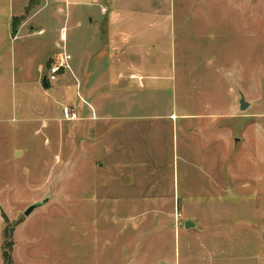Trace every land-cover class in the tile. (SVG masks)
Masks as SVG:
<instances>
[{"label": "rangeland", "instance_id": "1", "mask_svg": "<svg viewBox=\"0 0 264 264\" xmlns=\"http://www.w3.org/2000/svg\"><path fill=\"white\" fill-rule=\"evenodd\" d=\"M101 9L104 32L118 13L136 18L139 33L128 30L127 45L109 48L127 50L136 93L105 87L85 101L71 75L45 88L39 68L47 75L53 53L66 49L70 65L93 70L107 63L90 23ZM22 16L25 30L13 38V18ZM66 105L76 119H64ZM107 113L140 115L123 119L138 128L122 140L124 153L105 150L102 125L120 124ZM109 162L123 165L112 186ZM133 166L131 184L118 172ZM232 176L236 187L250 180L249 198L233 194ZM0 206L10 219L0 209V264L6 250L12 264H222L218 251L234 254L238 240L206 224L242 223L253 209L255 257L231 264H264V0H0Z\"/></svg>", "mask_w": 264, "mask_h": 264}, {"label": "crops", "instance_id": "2", "mask_svg": "<svg viewBox=\"0 0 264 264\" xmlns=\"http://www.w3.org/2000/svg\"><path fill=\"white\" fill-rule=\"evenodd\" d=\"M74 3H76L77 5H80V2L74 1ZM96 17L98 18L97 20L95 18L91 17L90 23L93 24L94 21L97 22V24H98L97 27H99V33L101 32V34H100L101 35V45H103V47H106L108 49V51L110 52V56L107 57L108 58L107 63L104 62V61L97 62L95 67L98 70L95 69V68L93 70L92 67L90 68V64H89V66L88 65L87 66L86 65L82 66V65H80V63L78 65L71 63L70 69H63L61 71V73L59 75L60 78H64L65 79L66 77H69L71 75L70 78H67L66 80H69V79L71 80L72 79V81H73V83H74L76 88L80 86V81H82L83 85L81 84L82 88H81V92H80L79 98H81V99L83 98V100H85L84 96H86V95L87 96H91L93 94L105 91L104 90L105 87H108L111 92L114 91L115 93H119V92L120 93H125V94H128V93L134 94V93H136V91H134V88H135L134 84L137 81L136 80H131L132 79L131 75L133 77H136L137 73H132L131 75H129V73H128V68L129 67H128V64H127V54H128L127 50L122 51L120 49V51H119V49L114 48L112 50V52H111L110 49H109L111 45L116 46V45H119L120 43H122L124 45H127L128 44L127 40H129V38L127 36L128 30H130L129 32H131V34L139 33L137 30H134V28H133L134 26H132V23H134L136 21L135 20L136 18L134 16H127V15H123V14L118 13L117 18H119L118 19L119 21H114V20L110 21L109 20V23L107 25L108 31L104 32L103 31V26L101 25V23L105 19L106 15L104 16L103 9H101V12L98 13L96 15ZM27 22H29V21H27ZM115 22H116V25H115ZM117 22H118V25H117ZM129 23H131V24L129 25ZM24 24H26V22ZM29 27H31V29L34 28L33 26H30V25H29ZM114 28H116V31L118 30L121 33V36H119L118 39L113 37V35L111 33V31L115 32ZM23 30H25V28H24V26H21L20 29H19V32L13 38H16L17 36H19L20 33ZM39 31H43L44 32L45 29L41 28ZM25 32L27 33V31H25ZM43 32H41V33H43ZM125 33H126V35H124ZM130 40H133V37L130 36ZM60 51H62V50L60 49ZM64 51H66V49H63V53H64ZM100 54L101 53H99V56H100ZM54 55H55V53H53L51 57H54V58L58 57V59H60L62 57V53H59V51H58V54L56 56H54ZM73 57L74 56L72 55V58ZM90 63H91V61H90ZM132 67H134V69H137V68H139V65L136 64L135 66H132ZM42 68H43L42 66L39 68V79H38V81H40V82L43 81V77L46 75L45 72H43ZM95 71H97V72L94 73ZM112 71L115 74V79L118 81V82H114V86H111L112 85L111 79L113 78V75H111ZM82 77L84 78V80L81 79ZM96 80H99V82L101 83V86L99 85L100 86L99 88H97L95 91H92ZM103 80H104V83H103ZM38 81H37V83H38ZM65 81L64 82L61 81V83H65ZM42 84H43V82H42ZM50 84H52V83L48 82V87H49ZM43 86H44V84H43ZM48 87H45V88H48ZM59 87H61V86L59 84H56L55 86H53L51 88L56 91V90L60 89ZM66 97H67L66 100L74 101L73 99L70 98V94H66ZM89 105L91 106V108L93 109V112H94V109H95L94 107L95 106L92 105V104H89ZM83 106L80 107V109L82 108L81 112L83 110L85 111L86 109L89 110L86 106H84V107ZM173 112H171L169 114V117H172V119L174 118L173 120H175V116L177 114H175V116H173L172 115ZM95 115H97L98 119H99V115L96 114V113H95ZM139 116L140 115H132V114L128 115L126 113H122V114L107 113V114L104 115V119L107 120V121H108L109 118L110 119H112V118L113 119L114 118L115 119H120V124L111 125V124H107L105 122V124L102 125L103 129L105 131L104 135L102 137V140L103 141L104 140L105 141H109V143L107 145H106V143L104 144L105 145V150L107 152H109L110 154L112 152H119V151L124 153L127 150L125 147H122L121 142H122V140L125 139V137H126V139H130L131 138L130 140L133 141L134 140L133 137L137 133L138 128H137V125H135L134 123H128L127 124L128 127L124 126L123 123L126 122V120H123V119H127V118L135 119V118H138ZM130 124H131V126H130ZM117 127H119L118 129L120 130V133H121L120 135H119V132H117L118 129H114V128H117ZM113 131L117 132V133H114L116 135H113ZM116 137H117V141L116 142H118V141L120 142L118 145L117 144L115 145ZM118 146H120V148H118ZM122 166L121 165L119 166L118 164L116 165V163H113V162L104 163V167H105V174L104 175H105V177H107V178H105V179H107L106 181H108V178H110L111 179L110 181H112V177H113L112 174H111L112 170L115 169V168L117 169L118 167L121 168ZM129 168L130 167H128V169H127L128 171L123 169V170H120L118 173H119V175H122V176H127L128 173H129V176H128L129 178L128 179L130 180V182L132 181L131 184H134L133 179H135V177L137 176L138 172L134 168V166L131 167L130 169ZM115 173H116L115 175H117V172H115ZM139 176L142 177V175H140V174H139ZM230 179H232V181H230V182H232L231 186H232V189H233V194H237L236 191H238L245 198H249L251 196L250 193H253V192H248L247 191L251 187L250 186V180L248 181L247 184H244L241 187L240 186L236 187L233 184V182H235L237 178L232 176ZM109 184L112 186L113 181L109 182ZM222 187H224V186L222 185ZM218 192L220 193V195H221V193H223L222 190H219ZM242 192L244 193V195L242 194ZM107 195L110 198L118 197V196H116L115 194H112V193L107 194ZM252 196H253V194H252ZM120 197L126 198L128 196L125 197L124 195H120ZM135 198L139 199V198H143V196L142 195H140V196H132L133 200H135ZM157 209H158V207H157ZM212 211H213L212 214L217 215L218 211H216L215 208H213ZM244 212L245 211H243L241 209H234L233 208V209H229V210L220 211V213H218V215H224V214H231L232 213V214H238V215L242 214V215L246 216L244 214ZM251 213H252L251 214L252 218H249V217L248 218H244L243 219V220H245L244 222L237 223L235 225L233 224V225L225 226L226 224H224V223H222L221 225H217V224H212V225L209 224L208 225V224H206L207 226H209L208 229H207L209 231H210L211 228H213V230L218 229L217 230L218 232H225L226 228L223 229V227H227V231H231V232L227 233L229 238L233 240V237H234V240L235 239L238 240L237 243L229 245V246L232 247L233 245L236 244L237 247H239L238 249H237V247L235 248L234 254H233V252L229 253V248L228 249L224 248L223 250L218 251L219 254H217V257L221 258L220 261H222V264H231V261H242L243 258H246L247 260L254 259V257H255V249H254V234H255L254 218H255V212H254V209H253V211H251ZM220 219L224 220V217H220ZM202 229H203V226H202ZM250 232L252 233V239L250 238ZM226 244L228 245V242H226Z\"/></svg>", "mask_w": 264, "mask_h": 264}, {"label": "built area", "instance_id": "3", "mask_svg": "<svg viewBox=\"0 0 264 264\" xmlns=\"http://www.w3.org/2000/svg\"><path fill=\"white\" fill-rule=\"evenodd\" d=\"M43 32V31H41ZM70 60H71V55L69 53H66L64 51V55L58 59L57 63H53L47 73V82L49 83H54L58 80L60 72L62 69H70ZM63 114H64V119L65 120H74L77 118V113L75 109L70 108L69 106H64L63 108Z\"/></svg>", "mask_w": 264, "mask_h": 264}, {"label": "water", "instance_id": "4", "mask_svg": "<svg viewBox=\"0 0 264 264\" xmlns=\"http://www.w3.org/2000/svg\"><path fill=\"white\" fill-rule=\"evenodd\" d=\"M43 84L45 87H48V82H47V76L45 75L43 77ZM249 105V103L245 100V96L242 95L241 99H240V108L242 110L246 109V107ZM50 199V196L45 197L42 201L34 203L32 205H30L24 212V215L28 216L30 215L32 212H34L37 208L41 207L42 205L46 204ZM1 209V215L4 218L5 222H9L10 219L8 217V215L6 214V212L4 211V209L0 206ZM192 223L190 221H186L184 226L185 227H191Z\"/></svg>", "mask_w": 264, "mask_h": 264}, {"label": "trees", "instance_id": "5", "mask_svg": "<svg viewBox=\"0 0 264 264\" xmlns=\"http://www.w3.org/2000/svg\"><path fill=\"white\" fill-rule=\"evenodd\" d=\"M27 12H28V11H27ZM23 19H25V16H22V17H20V18H19V17H14V18H13V22H12V26H13V28H12V31H13L14 36L17 35L19 24H20V22H21ZM10 245H11V243H7V246L10 247ZM4 257H5V262H6L7 264H9L10 261H11V255H10V253H9L7 250L4 252ZM10 264H12V263H10Z\"/></svg>", "mask_w": 264, "mask_h": 264}]
</instances>
